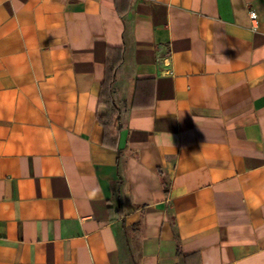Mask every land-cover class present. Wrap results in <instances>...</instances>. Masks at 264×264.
<instances>
[{
  "label": "crops",
  "instance_id": "obj_1",
  "mask_svg": "<svg viewBox=\"0 0 264 264\" xmlns=\"http://www.w3.org/2000/svg\"><path fill=\"white\" fill-rule=\"evenodd\" d=\"M0 264H264V0H0Z\"/></svg>",
  "mask_w": 264,
  "mask_h": 264
},
{
  "label": "trees",
  "instance_id": "obj_2",
  "mask_svg": "<svg viewBox=\"0 0 264 264\" xmlns=\"http://www.w3.org/2000/svg\"><path fill=\"white\" fill-rule=\"evenodd\" d=\"M117 65L108 66L106 76L100 89V104L105 107L104 114L99 115L98 119L104 126L115 127L114 124L119 120V109L112 97V85L115 81ZM107 130V129H104Z\"/></svg>",
  "mask_w": 264,
  "mask_h": 264
},
{
  "label": "built area",
  "instance_id": "obj_3",
  "mask_svg": "<svg viewBox=\"0 0 264 264\" xmlns=\"http://www.w3.org/2000/svg\"><path fill=\"white\" fill-rule=\"evenodd\" d=\"M249 16L252 20H255V13L250 11Z\"/></svg>",
  "mask_w": 264,
  "mask_h": 264
}]
</instances>
